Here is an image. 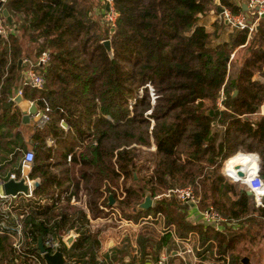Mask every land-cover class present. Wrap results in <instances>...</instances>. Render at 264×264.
I'll return each instance as SVG.
<instances>
[{"label":"trees","instance_id":"obj_1","mask_svg":"<svg viewBox=\"0 0 264 264\" xmlns=\"http://www.w3.org/2000/svg\"><path fill=\"white\" fill-rule=\"evenodd\" d=\"M218 1L114 0L116 23L101 27L90 0H0L12 18L11 23L4 18L7 35H0V159L13 150L0 165L2 179L19 172L25 142L20 137L22 112L12 100L23 68L18 61L30 57L29 51L31 57L43 49L51 53L42 68L45 85L20 84L24 98L38 107L47 102L49 120L31 132L35 156L29 176L38 185L32 195L20 193L11 202L16 213H23L30 234L24 236L21 255L11 262L7 242L15 239L14 231L0 225V264H35L26 258H40L38 235L60 238L65 229L76 230L64 251L78 264L98 249L102 227L118 224L110 220L91 232L86 212L70 204V196L60 200L68 191L85 193L93 218L115 209L135 221L143 211L136 205L147 189L156 201L143 212L152 210L181 233L210 226L185 219L174 189L186 185L194 187L199 209L213 204L235 218L232 231H246L247 222L264 217V205L256 204L246 185L232 182L221 169L238 151H255L264 180V113L250 116L264 101V83L253 79L254 70L264 64V26L243 56L235 83L225 86L227 58L246 41L250 26H236L228 40L216 42L218 30L230 24L218 8L241 10L233 0ZM209 13L215 15L212 30L201 22ZM105 38L111 40L112 57L102 43ZM60 118L71 130L65 132ZM48 137L60 144L57 150L46 143ZM142 147H152L151 155L148 151L140 158ZM8 212L0 207V219L5 216L7 225L12 218ZM218 247L225 253L222 243ZM230 264L243 263L232 257Z\"/></svg>","mask_w":264,"mask_h":264},{"label":"crops","instance_id":"obj_2","mask_svg":"<svg viewBox=\"0 0 264 264\" xmlns=\"http://www.w3.org/2000/svg\"><path fill=\"white\" fill-rule=\"evenodd\" d=\"M233 1L241 7V10H247V0ZM242 2L246 3L245 8L242 7ZM208 15L210 16L208 19H206ZM214 19L215 15L212 13L207 14L202 19V21L205 23V27L208 30H212V23ZM261 19H264V16L256 19L253 25L250 26V31L246 41L237 45L232 51L231 56L228 59L227 77L224 83L225 86H232L235 83L243 56L246 54V52H249L248 50L252 45L254 36L256 33H259L261 27L264 26V23H259V20ZM235 27L236 26L226 23L222 29L218 30L219 35L215 38V41L220 42L228 40L230 36L235 33ZM253 79H258L264 83V64L261 66V68H256L254 70ZM20 84L21 82H18V88L20 87ZM15 97H17L16 92L14 93L12 100L17 104L23 115V112H27L31 105L29 103V99L24 98L21 95V99L17 101L15 100ZM262 104H264V101ZM262 104L260 105L258 111L250 114L252 118L255 119L261 113H264ZM33 126V116H30V120L28 122H23L21 120L20 137L25 141L20 147L21 152L26 148H31L33 146L31 137ZM12 151L5 153V157H3L2 160L0 159V165L3 164L4 161L6 162L12 156ZM238 153L249 155L255 154L257 157L256 161L258 163L260 161L259 155L255 151H249L248 153H246V151H238ZM254 161L239 160L237 163L246 162V164L236 165L234 168L237 167L239 169L238 171H242L241 168L245 167V165H251V162ZM221 169L222 172L226 174L232 182L241 183L232 175L225 172V170H228L229 172L232 171L231 166H227V160L224 161ZM7 172L8 171L6 170L4 174ZM155 201L156 196L152 197V206L154 205ZM178 201L183 207L182 210L185 211V219L187 221L194 224L203 223L201 220L200 209L196 201H182L179 199ZM223 201L227 207L230 206V202L226 197H223ZM79 207L82 208L87 214L86 208L81 206ZM149 209H151V207ZM150 212L153 216L148 221L146 215L150 214ZM148 214H140V216L137 218L138 220L135 221L128 218L131 220L128 222V224L126 223L120 226L110 225L102 227V230L97 234L98 237L100 236V246L95 252H89V257L84 258L85 260H81L82 264H154L155 260L152 262L151 258H157L158 255L161 254L169 257L172 264H230L232 257L235 259H240L243 264H264V259L260 262H252L253 259L250 256V251L252 249L248 248L247 252L238 254L241 253L240 250L237 249L238 243H240L245 237H253V234L250 231H232L233 229H236L237 221L235 218L230 217V215L227 216L226 221H224L222 225L218 227L219 229H216L213 225H210L213 226L214 231L210 229V226L208 227L205 225V227L202 229L200 228L201 230H199V228H193L187 232L181 233L180 230L176 228L166 226L161 215H154L152 210H150ZM261 217L264 219L263 216ZM147 221L149 223L144 224ZM108 223L109 221L104 225H107ZM247 224L249 223L247 222ZM89 230L91 232H95V229L93 228H89ZM166 232L169 234H164ZM252 232L258 233V231ZM62 234H64L63 237L66 238L70 232L63 231ZM203 234H205V236L207 235L208 237L206 241L203 240ZM261 234L263 237L264 231H262ZM75 238L76 236L71 241L69 246L72 244ZM220 243H222L224 247L222 251L225 253L218 252V246ZM243 250L245 249H242L241 251ZM243 257L248 258L246 263L243 262Z\"/></svg>","mask_w":264,"mask_h":264},{"label":"built area","instance_id":"obj_3","mask_svg":"<svg viewBox=\"0 0 264 264\" xmlns=\"http://www.w3.org/2000/svg\"><path fill=\"white\" fill-rule=\"evenodd\" d=\"M103 3H104L103 20L107 25L113 27L116 23V19L118 16V11L114 5V0H103ZM220 15L225 19L226 22L230 23L231 25H235L239 28H243L246 25H248L249 20H253L254 23L256 19L264 16V0H247V10H239L235 13L232 12L228 7H223V10L220 12ZM4 18L5 17L2 13V6L0 5V35L6 36L7 27L5 25ZM50 61H51V53L47 49L42 50L33 58L24 57L23 60H21V63H23V68L21 70V75H20L21 84L22 85L27 84L34 88H42L45 85V74L42 71V68L45 65L49 64ZM18 94L22 95L21 86L16 91V95ZM223 98L224 95L219 96L216 101L217 104H220ZM29 103L30 104L34 103L36 105V103L31 99H29ZM43 104L44 105L42 107H38L36 105L35 113L31 114V116L34 117V126L40 128L43 127L49 120L48 104L47 102H43ZM59 125L65 131L69 129L71 130V126L66 122L64 118H60ZM46 143L48 145H52L53 143H55V141L53 138L48 137L46 139ZM34 156H35V152L33 148H26L25 150H23L21 152V156L19 159V172L11 171L8 177V178H13L15 180H19L21 178L24 179V182L28 184V192L22 194L26 196L32 195L33 187H34L33 182L35 180H38L35 178H31L29 176V171L31 169ZM70 156L71 154L68 153L67 155L68 160H70ZM232 169H233L232 174H235L233 175V177L236 180L240 181L241 183L245 184L247 188L251 189L255 203L263 206L264 205L262 202L263 195H258V193L254 190L256 188H264V180L259 174V170H260L259 163L257 162L256 165L253 167L248 166L247 168L246 167L241 168L243 175L238 174L239 169L237 167ZM225 172L227 174H231L229 173L228 170H225ZM5 180L6 179H2V177H0V200H1L0 207L2 209L9 210L8 213L12 218H11V223L7 225L5 221V216H3L0 219V225L7 226L8 231H14L15 239L10 242L11 248L8 250L10 251L11 254L10 260L12 262L13 260L16 259L18 255H21V252L23 251L24 236L25 235L29 236L30 233L28 232V225L25 224L23 213L21 214L16 213L13 207L11 206L13 197L17 195H6L2 189V182ZM174 191L179 200L182 201L191 200L194 202L196 201V193L194 191V188L190 185L175 188ZM69 192L70 191L63 193L60 197V200H63L66 196H70L68 199V202L70 204L72 205L80 204L81 207L84 208L87 207L86 196L84 192L79 191L77 195L72 193L70 195H67L69 194ZM51 201H52L51 199L48 200V202ZM23 210L25 213L28 212L27 208H24ZM111 214H113L114 216ZM111 214L109 213L107 216H102L99 218L107 219L110 216L111 217L110 220L116 222L119 226L121 224H126V223L128 224V222L131 221L130 219L120 216L119 212L115 209L111 211ZM200 214L203 223L213 225L216 229H219L218 227L222 225L224 221H226V216L223 215L221 211L217 209L213 204H209L203 209H200ZM72 230L76 231L75 229H65L63 231L71 232ZM63 235L64 234L61 233L59 235L60 238L50 234L46 235L43 238V244L46 248V251L53 252L60 245H62L64 249L65 247H69V244L66 243V240L63 237ZM65 254H66V260L64 261L63 264H78L74 259L69 257L66 252ZM4 260H7V257ZM26 262L27 263L35 262V264H46L42 257V253H40V258L33 254H27ZM154 264H169L168 257L164 254L158 255V257L154 261Z\"/></svg>","mask_w":264,"mask_h":264},{"label":"water","instance_id":"obj_4","mask_svg":"<svg viewBox=\"0 0 264 264\" xmlns=\"http://www.w3.org/2000/svg\"><path fill=\"white\" fill-rule=\"evenodd\" d=\"M246 3L242 2V7L245 8ZM219 12L223 10V7L218 8ZM2 13L4 17L7 19L8 23H11L12 18L11 15L8 12V9L6 7H2ZM102 43L105 46L106 51L108 52L109 56L112 57L113 51H112V46H111V40L110 38H105L102 40ZM229 58H227L228 60ZM21 66V59L18 61V67ZM237 92V89H234V93ZM21 99V95H17L15 97V100L19 101ZM262 109H264V104H262ZM36 111V105L32 103L29 107V110L26 112H23L22 115V121L23 122H28L30 120V116L32 113H35ZM209 113L212 114V110H209ZM260 166V165H259ZM239 175H243L242 171H238ZM38 185V180H35L33 182V186ZM2 189L6 195H17L18 193H27L28 192V184L24 182V179L21 178L19 180H15L13 178H8L5 181L2 182ZM247 193L252 194L251 189L247 188L246 189ZM114 202V198L112 194H109V204H112ZM152 206V196L150 194L149 190H145L144 196L142 201H140L137 204V209L141 210H147ZM76 236V233L74 230L70 232V234L65 238L66 242L68 244L71 243V241L74 239ZM37 248L40 253H42V257L45 261L46 264H63L64 261L66 260V254L64 252V247L62 245L58 246L55 251L53 252H48L46 251V248L43 244V237L41 235H38L37 237ZM243 262H247L248 258L243 257L242 258Z\"/></svg>","mask_w":264,"mask_h":264},{"label":"rangeland","instance_id":"obj_5","mask_svg":"<svg viewBox=\"0 0 264 264\" xmlns=\"http://www.w3.org/2000/svg\"><path fill=\"white\" fill-rule=\"evenodd\" d=\"M218 0H216L217 2ZM91 4L96 8H93V13H92V16L93 18L97 21L98 23V26L100 25L101 27H105L107 24L104 22L103 20V9H104V3H103V0H90ZM218 3H220L218 1ZM214 15V14H213ZM210 15H208V17L206 19L209 18ZM252 19V18H250ZM201 22L202 19H201ZM253 20H249L248 22V25H253ZM259 23L260 24H263L264 23V19H261L259 20ZM231 25V24H230ZM20 33V31H19ZM257 35V33H256ZM255 35V36H256ZM254 36V38H255ZM26 39V37H24ZM26 41V40H25ZM27 42V41H26ZM255 43L258 44V39L255 40ZM29 44V43H28ZM24 45H27V43L24 42ZM33 43L29 44L28 46L30 47L29 50L31 49H34L33 48ZM36 46V44H35ZM44 50V49H43ZM49 50V49H47ZM30 54H28V56L31 57V52L33 51H29ZM247 53V52H246ZM34 55V54H33ZM231 56V55H230ZM229 56V58H230ZM33 58V56H32ZM149 92H150V95L152 97V99L154 98V91H153V87L152 86H149ZM236 89V88H234ZM234 89H233V93L232 94H235L234 93ZM31 123V122H30ZM31 125V124H30ZM70 130V129H69ZM69 130L65 131V132H68ZM60 144L59 143H53L52 147H55L53 150H57L56 147L59 148ZM32 148V147H31ZM142 154L140 155V158H143L144 155H147V152L149 151L150 155H151V149H153L152 147H142ZM55 152V151H54ZM71 154V153H70ZM68 160V159H67ZM69 161V160H68ZM241 185H243L241 183ZM194 188V187H193ZM147 190V189H146ZM195 191V190H194ZM145 192V191H144ZM143 199V198H142ZM142 201V200H141ZM255 202V201H254ZM139 203V202H138ZM137 203V204H138ZM78 205V206H77ZM76 206L79 207L80 204H77ZM137 207V205H136ZM87 208V207H86ZM144 211V210H143ZM143 211H140L141 214H143L144 212ZM111 214V212H110ZM148 214V213H147ZM113 215V214H111ZM87 216H88V219L86 221L87 225L89 226V228H93L95 229L96 227H100V226H103L106 222L110 221L111 217L109 216L107 219H102V218H93L89 215V212H88V208H87ZM114 216V215H113ZM141 216H144V215H141ZM147 216V220L149 221V219H151V217L153 216L150 212V214L146 215ZM90 219H93V220H90ZM145 222L144 224H147L149 222ZM105 222V223H103ZM122 225V224H121ZM246 228L248 230L246 231H250L252 234H253V237H245L240 243H238V246H237V249L240 250L241 253H238V254H243V252H247L248 251V248L249 249H252L250 251V256L251 258L253 259L252 262H260L264 259V236L262 237V231H264V219H259L255 222H251L249 221V224L246 225ZM241 231H244V230H241ZM252 231H258V233H254ZM8 244H10V242H7ZM242 249H245L243 251H241ZM252 251H255V252H252ZM4 259V258H3ZM156 259L155 258H151L152 262ZM5 261V260H4ZM168 262L169 264H172V262L170 261L169 257H168Z\"/></svg>","mask_w":264,"mask_h":264},{"label":"bare ground","instance_id":"obj_6","mask_svg":"<svg viewBox=\"0 0 264 264\" xmlns=\"http://www.w3.org/2000/svg\"><path fill=\"white\" fill-rule=\"evenodd\" d=\"M257 157L255 154L253 155H249V154H243V153H237L236 155L232 156L231 158H229L227 160V166H231V169L234 168L236 165H240V164H246V162H240V163H237V161L239 160H250V161H254V162H251V165H249V167H253L256 165L257 161H256ZM235 163V164H234ZM245 167L247 168L248 165H245ZM233 171V169H232ZM232 171H230L229 173H231L230 175H235V174H232Z\"/></svg>","mask_w":264,"mask_h":264},{"label":"clouds","instance_id":"obj_7","mask_svg":"<svg viewBox=\"0 0 264 264\" xmlns=\"http://www.w3.org/2000/svg\"><path fill=\"white\" fill-rule=\"evenodd\" d=\"M254 190L258 193V195H264V188H256Z\"/></svg>","mask_w":264,"mask_h":264}]
</instances>
